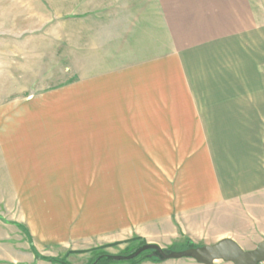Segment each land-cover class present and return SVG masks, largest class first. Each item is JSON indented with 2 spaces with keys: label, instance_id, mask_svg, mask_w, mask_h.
<instances>
[{
  "label": "crops",
  "instance_id": "obj_1",
  "mask_svg": "<svg viewBox=\"0 0 264 264\" xmlns=\"http://www.w3.org/2000/svg\"><path fill=\"white\" fill-rule=\"evenodd\" d=\"M97 1L75 56L86 87L72 106L87 133L63 141V96L25 99L18 114L0 101V171L13 179L0 211L15 207V151L47 187L45 167L61 170V151L82 148L89 155L76 157L75 172L87 166L83 183L94 190L104 168L123 240L171 248L232 239L254 250L264 241V0Z\"/></svg>",
  "mask_w": 264,
  "mask_h": 264
},
{
  "label": "rangeland",
  "instance_id": "obj_2",
  "mask_svg": "<svg viewBox=\"0 0 264 264\" xmlns=\"http://www.w3.org/2000/svg\"><path fill=\"white\" fill-rule=\"evenodd\" d=\"M88 1L91 0H0V101L15 102L18 114L22 108L19 104L25 99L45 95L51 102L63 96L68 103L61 129L64 142L66 137L71 140L87 133V127L83 132L82 125L77 123V117L83 114L72 106V98L74 92L81 93L86 87L82 74L86 65L75 56L87 43ZM7 125L0 124V130ZM244 132L248 134L246 125ZM15 152L17 194L13 213L0 211V228L5 229L0 234V264H51L41 260L42 257L88 264L95 254L120 256L143 242L139 237L122 239L120 205L103 194L102 166H99L100 185L91 188L92 194H88L91 189L83 183L88 180L87 166L75 172L76 157L86 159L88 151L82 148L61 151L66 160L62 169L56 172L55 168L45 167L43 178L47 179V187H42L40 168L32 163L30 177V172L25 173L24 153ZM45 152L49 155V151ZM5 158L0 155V160ZM0 175V197L8 196L6 179H13L7 178L9 174L3 171ZM29 191L31 197L27 198L24 194ZM115 199L118 198H111ZM180 248L176 246L173 251L184 250Z\"/></svg>",
  "mask_w": 264,
  "mask_h": 264
},
{
  "label": "water",
  "instance_id": "obj_3",
  "mask_svg": "<svg viewBox=\"0 0 264 264\" xmlns=\"http://www.w3.org/2000/svg\"><path fill=\"white\" fill-rule=\"evenodd\" d=\"M155 251L163 259H192L200 264H214L223 261L232 264H262L264 263V241L254 250L246 251L232 239H223L212 245L192 246L181 251L164 250L156 244H146L136 253L128 257L116 256V259L131 260L146 251Z\"/></svg>",
  "mask_w": 264,
  "mask_h": 264
},
{
  "label": "trees",
  "instance_id": "obj_4",
  "mask_svg": "<svg viewBox=\"0 0 264 264\" xmlns=\"http://www.w3.org/2000/svg\"><path fill=\"white\" fill-rule=\"evenodd\" d=\"M144 245H146L145 242H141L139 244V246L135 249H127L122 255V257H128L133 255L134 253H136L141 247H143ZM192 246H195L192 243H186L185 245H183L180 249H187L190 248ZM176 246L171 247L169 250L173 251V248H175ZM41 260L45 261V262H49L51 264H72L69 261H67L64 258H57V257H42ZM155 261V262H162L163 259L160 258L155 251H146L144 253H142L141 255L137 256L134 259L131 260H126V259H122V260H118L116 259L115 255H110L107 253H98L95 254L94 257L89 261L88 264H118V262L121 261H130L132 262L131 264H141L144 261Z\"/></svg>",
  "mask_w": 264,
  "mask_h": 264
}]
</instances>
